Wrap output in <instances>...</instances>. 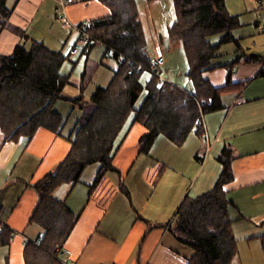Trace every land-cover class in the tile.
<instances>
[{
    "label": "crops",
    "instance_id": "0c3cea01",
    "mask_svg": "<svg viewBox=\"0 0 264 264\" xmlns=\"http://www.w3.org/2000/svg\"><path fill=\"white\" fill-rule=\"evenodd\" d=\"M57 3L16 0L8 4L11 12L0 21V54L9 55L24 42L26 49L42 43L63 55L79 39L81 23L111 13L101 0ZM226 5L234 9L233 15L244 28L235 36L240 41L234 51L238 58L230 68L231 80L238 86L221 96L223 108L203 114L201 135L191 132L177 145L160 133L148 144L141 139L148 130L133 121L125 135L116 138L111 170L96 181L101 164L97 172L98 167L88 169L90 164L77 181L64 180L53 190L52 196L77 216L57 250L56 258L62 264H188L193 250L171 228L186 196L195 198L215 186L223 171L218 157L226 145L234 155V179L225 185L238 248L232 264H264V31L260 27L264 0H226ZM42 10L45 17L38 18ZM248 38L252 40L242 45ZM102 46L97 50H104V57L112 56ZM93 47L82 46L81 50L90 56ZM81 50L66 58L60 68L61 74L69 76L64 88L69 94L63 91L66 100L84 96L88 90L90 78L85 74L81 79L71 77L75 63L70 59ZM159 52L165 55L157 43L154 57ZM101 66L102 61L95 68ZM116 68L99 77L90 97L98 87L110 84ZM219 72L220 76L205 72L203 78L213 86H223L228 77L224 69ZM239 97L241 103L236 101ZM57 136L61 134L41 127L32 136L10 140L0 129V226L11 238L13 233L24 238L25 246L38 244L45 233L33 218L40 200L35 185L55 173L71 149L69 140ZM78 186L81 194L76 195ZM33 221L41 229L31 227Z\"/></svg>",
    "mask_w": 264,
    "mask_h": 264
},
{
    "label": "trees",
    "instance_id": "16d2710c",
    "mask_svg": "<svg viewBox=\"0 0 264 264\" xmlns=\"http://www.w3.org/2000/svg\"><path fill=\"white\" fill-rule=\"evenodd\" d=\"M101 1L111 13L81 24L91 38L87 47L104 45L118 67L110 84L98 87L88 100L82 95L68 99L81 109V115L73 138L69 137L72 141L68 155L55 173L35 185L40 200L33 218L44 227L45 233L38 244H26L25 264H62L56 255L77 216L63 201L55 199L52 192L64 180L77 181L92 163H101L96 181L113 168L116 138L144 89L139 81L140 72L152 71L136 1ZM173 3L176 18L168 34L181 40L189 61L188 77L197 88L188 93L171 83L158 87L157 79L152 77L134 119L148 130L141 138L148 144L160 133L177 145L183 144L191 132L201 135L203 114L223 108L221 96L238 86L231 80L230 68L235 61L225 65L229 75L223 86L211 85L203 74L217 68L212 62L223 44L234 42L239 46V39L231 33L240 26L239 17L227 10L225 0H173ZM9 12L6 0H0V21ZM213 34L220 35L215 43L209 38ZM64 60L61 52L51 51L42 43H35L30 49L18 44L11 54H0V129L7 138L32 136L41 127L61 134L58 124L53 125L61 118L53 104L64 98L62 93L69 81V76L60 72ZM233 159V150L226 145L218 157L223 171L215 186L195 198L186 196L177 211L171 231L192 248L188 264H232L237 257V240L229 217L232 202L225 190V185L234 179ZM10 238L11 233L0 226V243H8Z\"/></svg>",
    "mask_w": 264,
    "mask_h": 264
},
{
    "label": "rangeland",
    "instance_id": "374dc122",
    "mask_svg": "<svg viewBox=\"0 0 264 264\" xmlns=\"http://www.w3.org/2000/svg\"><path fill=\"white\" fill-rule=\"evenodd\" d=\"M15 1L16 0H8L7 5L9 4L10 6H12ZM135 1L137 4L139 19L142 23V29L144 32V42L151 60L154 58L155 46L157 43H160L164 48L165 58L167 62L161 69L162 72L160 73V77L165 81L170 82L178 89L186 90L188 93H194L196 91L197 85L188 77L189 61L187 58L186 50L180 40L172 39L168 34L169 27L173 24L176 18L173 0ZM57 4L59 5V3ZM235 7H237V5H235ZM226 8H228L227 10L231 14H233V8L231 9L232 11L229 10L230 7L228 5H226ZM44 17L45 12L44 10H42L39 13L38 18ZM243 29L244 28H242L241 26H238L231 30V33L237 37V35L240 33L239 31H242ZM219 37L220 35L213 34L209 38L213 43H215L218 41ZM251 40V38L242 40L241 44L244 45L243 42L246 43L250 42ZM21 44H24V42H22ZM27 44H30V42H27L26 46ZM102 48V44H96L91 49L90 56L86 52H84V50H81L82 48H80L81 51L79 55L76 56L75 59H70L75 63V69L71 77L78 76L79 79H81L82 75L85 74L87 78H90V81L86 87L88 88V90L84 91L83 93L85 100H88L90 98V94L96 87L99 77L103 76L104 74H112L109 69L116 68L118 65L117 61L112 56L104 57V50L102 52H99L100 50H97ZM236 50L237 44H235L234 42L223 44L218 51L217 58H215L212 62V65L217 66V68L209 72H214L215 75L220 76L221 72H219V70L224 69V73H226V76L228 77L227 71L229 70L225 65L238 58V54L234 53V51ZM101 61L103 62L104 66L95 68V66L98 65ZM69 63L72 64L71 61H69ZM153 76V72L149 69H145L140 72L139 79L143 84L144 89L140 92L139 98L135 102L134 110L131 111V113L128 115L126 122L120 130L117 138H121L122 136H124L130 124H132V122L134 121L136 117V111L141 107L146 98L148 92V82L152 80ZM225 79L227 80L226 77ZM70 87L75 89L74 86ZM66 92L67 91L65 90L64 93L66 94ZM64 93H62L63 96ZM67 94L69 93L67 92ZM227 96H224V99H227ZM53 109L55 110V112L61 115V118L53 123V125L58 124L57 130L61 131V136H57L60 137L58 139L69 140V144H71L72 140L69 137L71 136V138H73L76 122L81 115V109L64 98L56 101L53 104ZM100 164L101 163L99 162L92 163L91 166L88 167V169L90 170V167H98L96 170L97 172L99 170ZM78 187L79 188L76 192V195L81 194L80 186ZM31 227L40 228L39 224L35 221H33ZM25 241L26 240L24 238H20L13 233V238H11L8 243H0V264H8L9 260L10 264H24ZM61 257L63 260L62 255Z\"/></svg>",
    "mask_w": 264,
    "mask_h": 264
},
{
    "label": "built area",
    "instance_id": "2783aa9c",
    "mask_svg": "<svg viewBox=\"0 0 264 264\" xmlns=\"http://www.w3.org/2000/svg\"><path fill=\"white\" fill-rule=\"evenodd\" d=\"M57 1L61 6L64 5V0H57ZM260 27L264 31V24H262ZM78 29L80 31V37L73 45H71L65 51V53L63 54L65 59L76 54L82 46L87 47V45L91 41L90 35L85 32L84 25H82V24L79 25ZM165 63H166V58L162 52H159L151 61L152 72H153L155 78L157 79L156 85L158 87H161L165 84H169L168 81H165L163 78L160 77V73L162 72L161 69L165 65ZM236 101H237V103H241L243 101V99L239 97Z\"/></svg>",
    "mask_w": 264,
    "mask_h": 264
}]
</instances>
